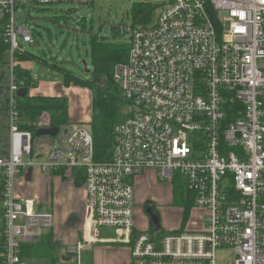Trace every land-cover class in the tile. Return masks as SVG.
<instances>
[{"label": "built area", "instance_id": "1", "mask_svg": "<svg viewBox=\"0 0 264 264\" xmlns=\"http://www.w3.org/2000/svg\"><path fill=\"white\" fill-rule=\"evenodd\" d=\"M90 1L0 0L9 47L0 67V264H29L23 246L55 226L52 211L18 193L20 176L61 169L76 171L86 190L83 237L67 247L76 264L97 243L127 245L129 264H219L224 249L233 264H264V0H163L154 21L151 12L136 21L127 59L114 67L130 109L105 160L84 125L37 136L55 126L39 118L22 129L15 105L16 55L26 51L19 36L33 42L16 12L30 2ZM148 169L205 209L201 229L138 230L134 178Z\"/></svg>", "mask_w": 264, "mask_h": 264}, {"label": "rangeland", "instance_id": "2", "mask_svg": "<svg viewBox=\"0 0 264 264\" xmlns=\"http://www.w3.org/2000/svg\"><path fill=\"white\" fill-rule=\"evenodd\" d=\"M140 2H146L152 6L150 20L154 21L161 10L163 0H91L86 4L62 2L37 6L30 2L27 6L20 7L16 12L18 24L28 26L32 32L33 42L30 44L23 43L22 37L19 36L20 43L25 46L29 54L40 59L46 58L85 80V82L72 83L66 87L63 83L64 76L61 73L53 71L43 61L36 60L33 62L32 73L35 80L39 84L50 83L54 89L61 85L58 87L59 91L66 93L69 99V120L72 123L84 125L91 134H93L91 121L94 117H98L101 112L99 108L94 107V100L98 97V89L92 84L94 78L93 39L96 36L101 39L104 37L113 43L127 46L130 43L133 26L136 24L132 11L133 5ZM86 64L90 71L86 69ZM34 92V89L27 91L30 95ZM129 109L128 103L122 108V113L127 116ZM0 119H2V115H0ZM6 135V126L0 120V140L4 139ZM1 146L0 143V148ZM28 159V156L24 157L25 161ZM45 160L46 158H33L35 163ZM48 174L41 172L39 175L43 179L45 178L44 175ZM144 176L145 182L142 181V184H140L141 178H138L139 176L134 178V186L136 190L141 191L140 195L142 194V197L138 195L136 198L135 216L142 218L146 225L150 226L148 230L151 229L150 231H152L153 219L147 212V206L153 203V213L159 219L160 229L167 233L180 230L184 222L185 208L178 205L171 194L173 184L168 179H158L156 172ZM20 179L24 180V175L20 176ZM81 187L77 186V189L80 190ZM43 189H45V185L41 181L35 180L29 182L28 185L26 184L23 191L32 197H37L38 191ZM151 196L154 198L150 201H148L149 199L140 200V198ZM40 202L45 209H48L45 202ZM205 213V209L202 207L193 209L184 229L191 230L193 221L201 222ZM87 217L88 211L82 220L76 216L69 219L72 226L79 227V233L82 234V237ZM52 231L54 232V229ZM104 236L112 237V233L106 235L105 230H102L101 237ZM82 237L80 236V239ZM80 239L78 238L72 245L77 244ZM58 240L62 243V248L58 254L60 262L57 264H76L75 257H71L72 255L67 251V247L72 245L61 241L59 238ZM126 246L101 244L102 263L114 264L115 258L123 260L126 257L123 248H128ZM92 247L82 252L81 264H94ZM218 260L219 264H233L235 254L232 249L220 250Z\"/></svg>", "mask_w": 264, "mask_h": 264}, {"label": "trees", "instance_id": "3", "mask_svg": "<svg viewBox=\"0 0 264 264\" xmlns=\"http://www.w3.org/2000/svg\"><path fill=\"white\" fill-rule=\"evenodd\" d=\"M151 10L152 6L146 2L135 3L132 9L135 21L140 19L141 16H147ZM8 49L9 47L3 40V25L0 23V67L7 63L6 53ZM128 51L129 44L124 46L97 36L93 39L94 78L92 84L98 89V97L94 100V107L101 110L100 115L94 117L91 121L97 160H105L110 156L114 142V127L126 118V115L122 113V108L129 102L121 86L113 79V68L117 63L127 59ZM36 60L43 61L56 71L61 72L66 86H70L72 83L85 82L74 72L52 63L46 58L40 59L25 51L16 55L15 73L21 89L30 90L37 85L31 70L25 66V63ZM15 105L21 118H23L20 124L22 129L32 128L39 118H43L45 123L53 126H61L70 122L69 99L65 96L30 95L27 93L23 96L18 95ZM52 175L60 176L64 180L72 179L77 186H83L84 184V179L78 176L74 170L61 169L55 171ZM173 190L176 203L185 208L184 222L181 228L184 229L191 216L193 203L185 197L188 192L182 185L174 184ZM52 230L38 242L27 243L23 246V255L29 264H57L60 262L58 254H60L62 243L54 236Z\"/></svg>", "mask_w": 264, "mask_h": 264}, {"label": "crops", "instance_id": "4", "mask_svg": "<svg viewBox=\"0 0 264 264\" xmlns=\"http://www.w3.org/2000/svg\"><path fill=\"white\" fill-rule=\"evenodd\" d=\"M25 66L29 68L32 72L33 62H27L25 63ZM50 68L53 71L58 72L52 67ZM58 73H61V72H58ZM59 86L61 85H58V87ZM58 87L54 89L50 83L44 82L42 84H39L37 82V85L34 88H31L35 90V92L31 95H53V96L67 97L66 93L59 91ZM151 172L155 173L156 171L154 169H148L146 170V172H144L145 174L143 173L142 175L138 177V178H141L140 184L145 182L144 175H149ZM40 173L41 172L37 170L36 171L29 170L27 173H24L23 174L24 180L19 179L18 193L21 196H25V197L31 196L30 198L35 197L34 199L38 200L39 202L40 201L45 202L47 204L46 207H48L47 210L52 211L55 215V226L53 227L55 236L57 237V239L59 238L61 239V241L70 243L69 245H72L73 243H75V241L78 240V238L80 239V236L82 237V234L80 235L79 233V230H80L79 227L71 225V223L69 222V219L73 216H76V218L79 217L81 218V220L85 218L87 214L85 187L83 185L80 188V190H78L77 185L72 180H64L62 177L55 176L52 174L44 175L45 178L42 179L41 176L39 175ZM156 175H157V172H156ZM35 180L37 182L41 181L45 185V189H43L42 191H38L37 197L36 196L32 197V195H29V193L26 194L25 191L23 190L26 184L28 185L29 182H33ZM137 191L138 190H136V187H135L136 198L138 195H140V192H141L140 190L138 192ZM171 194L174 196L173 186H172ZM139 197H142V194ZM153 198L154 197L152 196L143 197V198H140V200L149 199L148 201H150ZM152 204H149V205H152ZM143 222L144 220H142V218L136 217V227L138 228V230H148L150 228V226L148 227V225H146V222L144 223ZM203 225H204L203 220L201 222L193 221L191 230H199L203 227ZM105 234L111 235V233L108 231H105ZM105 237H111V236H105ZM101 244H104V243L94 244L93 247L91 248V250L94 252V264H103L101 261L102 253L100 252ZM123 250H125L126 252V257L123 260H120L119 258H115L114 264H129L130 263V259H131L130 247L123 248Z\"/></svg>", "mask_w": 264, "mask_h": 264}, {"label": "water", "instance_id": "5", "mask_svg": "<svg viewBox=\"0 0 264 264\" xmlns=\"http://www.w3.org/2000/svg\"><path fill=\"white\" fill-rule=\"evenodd\" d=\"M224 15H226V13H224ZM120 29V27H119ZM86 69L88 70L87 68V64H86ZM90 71V70H88ZM96 77V76H95ZM2 78V74H0V80ZM27 91L28 90H25V89H20L19 92H18V95L19 96H23L25 94H27ZM0 94H2V88H1V85H0ZM59 130V127L58 126H55L53 128H40L38 131H37V136H41V135H56L57 132ZM147 212L149 215L152 216V223H153V228L154 229H158L160 227V224H159V219L158 217L153 213V209H152V205H149L147 206Z\"/></svg>", "mask_w": 264, "mask_h": 264}]
</instances>
